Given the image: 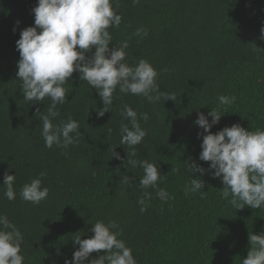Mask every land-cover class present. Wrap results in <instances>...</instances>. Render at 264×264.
<instances>
[{"label":"trees","instance_id":"obj_1","mask_svg":"<svg viewBox=\"0 0 264 264\" xmlns=\"http://www.w3.org/2000/svg\"><path fill=\"white\" fill-rule=\"evenodd\" d=\"M118 2L115 10L122 22L109 28V47L127 40L126 62H150L158 72L160 92L176 99L150 103L117 89L101 117L97 111L104 105L98 91L73 72L63 85L68 101L57 105L60 115L53 120L79 123L80 138L65 150L45 147L41 134L36 109L46 114L50 98L26 101L16 75V41L22 29L34 25L32 9L38 0H0V214L23 235V264H65L79 248L75 236H93L97 221L118 224V238L131 248L137 264H242L251 248L249 234L264 233V206L236 209L231 196H222V180L211 171L193 173L205 185L202 193L186 196L192 178L186 161L191 158L205 169L210 163L199 160L198 133L204 130L194 121L200 112H227L213 125V133L237 123L250 131L264 130V0ZM138 28H146L148 35H135ZM221 95L235 97L234 103L219 105ZM125 105L137 111L138 119L140 113L148 114L146 122L139 120L147 135L131 158L160 168L164 178L158 185L173 197L167 202L155 189L141 188L142 168L124 165L132 151L118 145L120 126L128 123L121 115ZM112 148L120 159L112 157ZM6 171L15 175L14 200L4 195ZM41 172L46 173L41 186L49 188L48 197L39 204L23 200L21 188ZM125 176L129 184L123 182ZM141 199L147 205L143 213ZM103 254L94 251L89 261Z\"/></svg>","mask_w":264,"mask_h":264},{"label":"clouds","instance_id":"obj_2","mask_svg":"<svg viewBox=\"0 0 264 264\" xmlns=\"http://www.w3.org/2000/svg\"><path fill=\"white\" fill-rule=\"evenodd\" d=\"M132 2L139 4L140 0ZM119 6L118 0H38L32 9L34 25L22 29L20 38L16 41L20 54L16 75L22 81V93L26 101L33 104L42 102L46 97L51 100L46 114L41 115L39 108L36 109V115L42 121L41 134L45 147L51 149L56 145L66 150L81 136L79 123L72 118L67 122L53 124V120L60 115L57 105L68 101L69 93L63 85L73 72H79L80 80L87 81L98 91L104 105L97 111L101 117L108 111L107 106L113 103L117 89L120 93L143 96L150 103L162 98L164 101L176 99L174 95L160 92L156 79L158 72L150 62L140 59L135 66L126 62V49L129 46L127 40L119 46L115 44L114 47H109L113 40L109 28L119 27L122 22V16L115 10ZM13 30L15 31V27ZM261 33L260 38L264 39V27L261 28ZM134 34L146 37L148 30L138 28ZM93 49V54L88 56ZM234 101L235 97H219V105L222 106L231 105ZM223 114L219 108L210 109L207 115L198 113L194 121L204 130L203 133H198V136L202 135L199 160L210 163L205 169L191 158V162L186 161L192 178L185 186L184 193L186 196L190 193H202L205 181L200 177L193 178L192 174L211 171L215 178L222 180V196L225 199L231 196L229 202L236 209L246 205L253 209L261 208L264 206V130L250 131L237 123L213 133L211 128ZM121 115L128 123L120 126L121 139L118 145L132 148L131 153H127L124 165L127 163L132 168H142L144 175L139 181L141 188L155 189L156 196L167 202L173 197L158 185V181L164 178L160 168L147 160L131 158L136 156L135 146L147 135L139 120L146 122L148 114L140 113L138 119L137 111L125 105ZM108 134H111V129ZM112 153V157L121 158L114 148ZM45 175L46 173L41 172L39 177L24 184L20 197L33 204L45 200L49 195V188L41 186V178ZM14 182L15 175L6 171L2 185L6 186L4 195L8 200L16 198ZM123 182L129 184L130 177L125 176ZM145 195L147 199H151L150 193ZM138 203L141 205L140 212H145V200L141 199ZM92 232L94 235L85 239H81V235L75 236L73 243L79 245V248L74 251L71 260L65 259V264H137L131 248L118 238L122 235V230H119L115 221H97L93 224ZM249 241L251 248L242 264H264V233L249 234ZM22 242L23 235L19 228L6 215L0 214V264H23ZM102 250L103 255L89 261L94 251L100 253Z\"/></svg>","mask_w":264,"mask_h":264}]
</instances>
